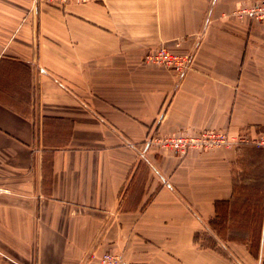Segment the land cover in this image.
<instances>
[{"label":"crops","instance_id":"obj_1","mask_svg":"<svg viewBox=\"0 0 264 264\" xmlns=\"http://www.w3.org/2000/svg\"><path fill=\"white\" fill-rule=\"evenodd\" d=\"M262 1L0 0V264H264V149L153 140L264 132Z\"/></svg>","mask_w":264,"mask_h":264},{"label":"built area","instance_id":"obj_2","mask_svg":"<svg viewBox=\"0 0 264 264\" xmlns=\"http://www.w3.org/2000/svg\"><path fill=\"white\" fill-rule=\"evenodd\" d=\"M37 1V0H36ZM48 2H59L66 4L68 0H44ZM88 1V0H77ZM239 14L248 15L253 19H264V1L252 6L240 7L237 11ZM143 60L147 63L161 65L168 69L182 74L190 66V56L187 54L175 53L168 50L163 45L156 47L153 50L147 51ZM159 147L168 148L178 155H185L191 150H208L221 146L235 144L236 146L242 143H251L256 147H264V132L256 138L250 140L245 134L237 137H230L226 133L214 129H201L182 134L161 135L153 139ZM5 189L0 187V193ZM100 264H140L125 260L118 253L105 251L98 257Z\"/></svg>","mask_w":264,"mask_h":264},{"label":"rangeland","instance_id":"obj_3","mask_svg":"<svg viewBox=\"0 0 264 264\" xmlns=\"http://www.w3.org/2000/svg\"><path fill=\"white\" fill-rule=\"evenodd\" d=\"M254 147H256L255 145H254ZM247 151L249 152L248 154H247V156L248 157H243V161L241 162L240 160H236V166H239V165H241V164H243V165H247V166H249V164H248V162L249 161H253V159H254V156H255V153H252L253 152V150H251L250 149V146H248L247 148ZM247 153V152H246ZM245 153V154H246ZM245 168H247V167H245ZM254 169V168H253ZM261 169H262V167L260 166V168L258 167L257 168V170H256V172L258 173V174H261L260 172H261ZM249 171H252V169H250L249 168Z\"/></svg>","mask_w":264,"mask_h":264},{"label":"trees","instance_id":"obj_4","mask_svg":"<svg viewBox=\"0 0 264 264\" xmlns=\"http://www.w3.org/2000/svg\"><path fill=\"white\" fill-rule=\"evenodd\" d=\"M257 148L264 149V147H257ZM257 168H258V167H257ZM259 168H260V167H259ZM256 170H257V169H255V171H254V172H256ZM260 173H261V174H264V168H262V169H261V172H260Z\"/></svg>","mask_w":264,"mask_h":264}]
</instances>
